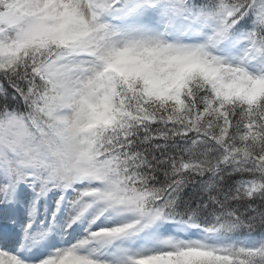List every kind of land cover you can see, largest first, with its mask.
<instances>
[{
    "label": "snow or ice",
    "instance_id": "obj_1",
    "mask_svg": "<svg viewBox=\"0 0 264 264\" xmlns=\"http://www.w3.org/2000/svg\"><path fill=\"white\" fill-rule=\"evenodd\" d=\"M0 264H264V0H0Z\"/></svg>",
    "mask_w": 264,
    "mask_h": 264
}]
</instances>
